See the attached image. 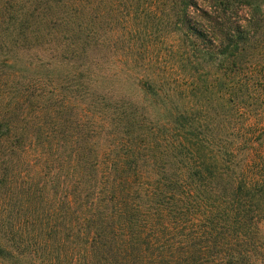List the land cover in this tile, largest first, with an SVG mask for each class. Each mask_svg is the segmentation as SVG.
Instances as JSON below:
<instances>
[{
    "label": "trees",
    "instance_id": "1",
    "mask_svg": "<svg viewBox=\"0 0 264 264\" xmlns=\"http://www.w3.org/2000/svg\"><path fill=\"white\" fill-rule=\"evenodd\" d=\"M0 264H264V0H0Z\"/></svg>",
    "mask_w": 264,
    "mask_h": 264
},
{
    "label": "rangeland",
    "instance_id": "2",
    "mask_svg": "<svg viewBox=\"0 0 264 264\" xmlns=\"http://www.w3.org/2000/svg\"><path fill=\"white\" fill-rule=\"evenodd\" d=\"M133 92H134V96L137 98V95H138V90H135L134 88H133Z\"/></svg>",
    "mask_w": 264,
    "mask_h": 264
}]
</instances>
